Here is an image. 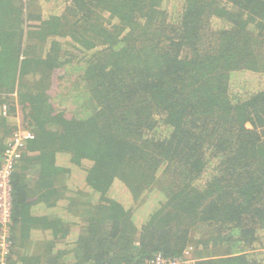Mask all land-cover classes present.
Listing matches in <instances>:
<instances>
[{"label": "trees", "instance_id": "obj_1", "mask_svg": "<svg viewBox=\"0 0 264 264\" xmlns=\"http://www.w3.org/2000/svg\"><path fill=\"white\" fill-rule=\"evenodd\" d=\"M262 74L264 0H0V264H264Z\"/></svg>", "mask_w": 264, "mask_h": 264}, {"label": "built area", "instance_id": "obj_2", "mask_svg": "<svg viewBox=\"0 0 264 264\" xmlns=\"http://www.w3.org/2000/svg\"><path fill=\"white\" fill-rule=\"evenodd\" d=\"M1 109L2 114L5 115L7 106L4 104ZM14 124L15 127L7 139L0 163V263L3 262L12 245V172L21 156L26 142L34 138L33 131L25 125V122L17 120L14 121ZM185 253L184 256L180 257L154 254L152 257L145 259L139 264H194L195 259Z\"/></svg>", "mask_w": 264, "mask_h": 264}, {"label": "rangeland", "instance_id": "obj_3", "mask_svg": "<svg viewBox=\"0 0 264 264\" xmlns=\"http://www.w3.org/2000/svg\"><path fill=\"white\" fill-rule=\"evenodd\" d=\"M172 2H170V3H168V5H169V9L170 10H172V4H171ZM42 5V4H41ZM46 6V5H45ZM60 5H59V7L57 8V11H59L60 10ZM179 7V6H178ZM241 77H249V75H247L246 73H243L242 75H239V77H237V79L236 78H233V83L235 84V89H236V87H237V85H238V83H239V80H240V78ZM252 77H254V75L252 76ZM256 78H258V80H259V83L260 82H262L263 84H264V74H262L261 76L260 75H257V77ZM64 83L62 84V88L60 89L61 90V92H62V95H63V97H65V93L63 92V91H65L64 90ZM83 85H84V83L81 81V79H80V75H78L77 74V76H76V78H75V82H74V84H73V89H72V93L77 97H80V91L82 90V88H83ZM81 98V97H80ZM67 103L66 104H68V102L69 101H66ZM70 104V103H69ZM12 119H13V122L14 121H17V120H22L23 118H22V111L20 110V108H17V112H16V114L12 117ZM187 251H189V250H187ZM261 253L262 254H260V256H263L264 257V247L263 248H261Z\"/></svg>", "mask_w": 264, "mask_h": 264}, {"label": "crops", "instance_id": "obj_4", "mask_svg": "<svg viewBox=\"0 0 264 264\" xmlns=\"http://www.w3.org/2000/svg\"><path fill=\"white\" fill-rule=\"evenodd\" d=\"M51 239L50 232L48 230L41 231L40 233L32 234L31 239L24 245L27 250L32 251V249L39 248V245L47 243Z\"/></svg>", "mask_w": 264, "mask_h": 264}]
</instances>
